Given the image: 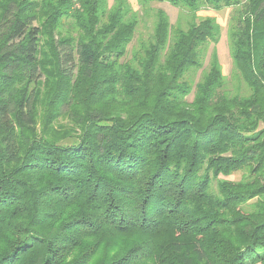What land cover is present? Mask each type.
Returning <instances> with one entry per match:
<instances>
[{"label": "trees", "instance_id": "trees-1", "mask_svg": "<svg viewBox=\"0 0 264 264\" xmlns=\"http://www.w3.org/2000/svg\"><path fill=\"white\" fill-rule=\"evenodd\" d=\"M152 1L235 6L247 93L213 50L187 99L213 17L156 9L123 60L126 0H0V264H264V0Z\"/></svg>", "mask_w": 264, "mask_h": 264}, {"label": "rangeland", "instance_id": "rangeland-1", "mask_svg": "<svg viewBox=\"0 0 264 264\" xmlns=\"http://www.w3.org/2000/svg\"><path fill=\"white\" fill-rule=\"evenodd\" d=\"M126 1L131 10L136 13L138 23L132 41L127 46V53L123 60L130 59L135 51L138 52L142 45L151 39L153 32L154 12L156 9L164 10L168 15L171 24L179 23L182 25V27H186L189 22H198L200 19L207 16L213 17L216 23L219 25L220 34L218 36L217 42H210L207 44L202 60V66L198 69L191 70L186 75L185 78L192 85V91L187 96V99L189 101L192 100L195 84L201 79L203 73L208 69V64L213 50H215L217 54L218 62L224 76V85L221 90L229 95H245L247 93L248 89L246 84L233 65L228 42V28L230 26L231 17L236 10L235 6L223 7L219 10L201 8L196 12H191L187 9L176 7L165 1H152L144 5L140 4L138 0ZM113 2L114 0H107L108 7L112 6ZM60 120L62 123L66 122L64 118H61ZM242 175L243 171H235L227 176L221 175L219 176V179L238 181L241 179ZM214 185L215 183L213 181V186Z\"/></svg>", "mask_w": 264, "mask_h": 264}]
</instances>
